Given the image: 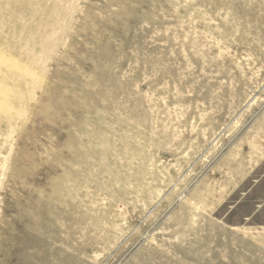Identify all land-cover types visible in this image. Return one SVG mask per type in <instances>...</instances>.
<instances>
[{
  "label": "rangeland",
  "instance_id": "374dc122",
  "mask_svg": "<svg viewBox=\"0 0 264 264\" xmlns=\"http://www.w3.org/2000/svg\"><path fill=\"white\" fill-rule=\"evenodd\" d=\"M0 33V264H264V0H0Z\"/></svg>",
  "mask_w": 264,
  "mask_h": 264
},
{
  "label": "bare ground",
  "instance_id": "6f19581e",
  "mask_svg": "<svg viewBox=\"0 0 264 264\" xmlns=\"http://www.w3.org/2000/svg\"><path fill=\"white\" fill-rule=\"evenodd\" d=\"M0 41L4 42L3 37H0ZM2 45H4V43H2ZM20 69L21 68L16 62L7 60L4 54L0 51V91L7 90V92H10V83H13L14 85L17 83L18 86H21L24 84L26 85L31 81V77L21 73ZM4 100L1 96L0 105L5 103Z\"/></svg>",
  "mask_w": 264,
  "mask_h": 264
}]
</instances>
